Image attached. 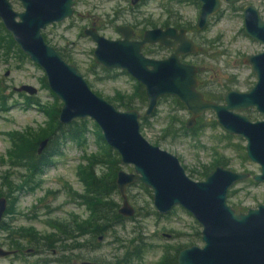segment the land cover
Returning <instances> with one entry per match:
<instances>
[{
    "label": "rangeland",
    "instance_id": "1",
    "mask_svg": "<svg viewBox=\"0 0 264 264\" xmlns=\"http://www.w3.org/2000/svg\"><path fill=\"white\" fill-rule=\"evenodd\" d=\"M10 2L15 11H23L18 0ZM245 2L232 6L222 2L221 9L210 19L208 26L203 31H197L195 23L200 10L197 2L140 0L138 4L131 5L130 0H78L71 17L47 26L42 34L50 45L68 55L71 64L79 69L94 92L109 99L116 92L130 96L136 82L120 69H114L111 78H104L101 66L94 62L95 43L83 34V29L93 25L106 38L116 39L120 37L115 30L117 24L137 23L136 31L141 34V29L152 28L149 24H143L145 20L155 26H163L167 18L183 22L187 25L188 36L200 46V53L182 56L181 60L197 65L201 91L210 95H224L230 89H250L256 78L241 59L244 55L264 49L261 42L251 39L243 30L242 8ZM252 4L264 16V3L253 1ZM3 35L4 32L0 30V36ZM167 55L169 51L162 48L155 49V53L148 56L164 58ZM7 71L9 73L5 76ZM43 77L41 68L29 58L18 57L14 52L4 56L0 49V96H4L0 97V159L3 160L0 161V193L5 196L12 191L7 199L8 203L10 198L14 201L13 211L4 215L5 227L0 228V247L10 251L0 255V264H64L60 261L61 256L65 258L68 255L71 264H80L84 259L117 262L126 247L133 244L142 247L140 256H131L128 263L122 264H160L161 258L168 250L172 251L174 245H203L201 235L198 237L196 234L197 229L201 228L193 216L180 206H175L167 214L157 213L153 207L152 191L147 193L141 183L126 188L128 202L135 210L134 215L125 217L121 224L112 225L98 248L83 247L68 251L63 250L59 242H53L50 248H35L28 240L20 238L18 232L22 229L32 228L46 235L56 232L51 222L88 215L86 207L77 204L70 193L82 190L78 174L80 167L87 166V159L100 149L92 120L87 118L89 129L85 140L80 144L69 140L63 142L61 154L51 158V163L41 173L30 178L27 168L10 162L8 151L12 142L8 132L24 131L27 127L37 128L47 122L38 104L35 101L28 104V94L17 92L14 87L23 84L35 87L37 92L32 97L48 107L54 102L55 95L48 86L43 85ZM136 109L141 114L142 135L150 143L174 154L191 179L204 180L200 175L203 167L216 166L215 162L220 158L226 162L224 167L233 171L259 173V165L244 158L245 139L227 134L216 123L212 110L202 114L203 126L195 134L185 136L181 125H185L189 113L177 107L170 97L161 98L153 114L144 123L141 118L145 105ZM246 113L252 120L262 118L256 111ZM119 166L126 172L133 170L131 165ZM101 168L104 167L99 166V171ZM9 182H12L14 190H8L6 185ZM112 197L120 207L122 198L119 192ZM227 203L237 212H245L249 207L264 203V182L254 183L247 179L236 183L228 191ZM17 237L19 239L15 240ZM133 238L137 239L132 241Z\"/></svg>",
    "mask_w": 264,
    "mask_h": 264
},
{
    "label": "water",
    "instance_id": "2",
    "mask_svg": "<svg viewBox=\"0 0 264 264\" xmlns=\"http://www.w3.org/2000/svg\"><path fill=\"white\" fill-rule=\"evenodd\" d=\"M18 1L23 7L21 12L13 9L10 0H0V22L20 50L41 68L48 88L61 101L59 122L68 124L74 119H91L99 127L105 143L118 153L120 164L133 168L132 172L117 171L115 184L122 198L118 213L123 217L134 215L126 188L141 183L152 191L157 213L167 214L180 206L201 228L203 245L190 244L180 248L177 264H264V203L248 208L244 213L235 212L227 203L230 188L249 178L250 173L217 165L204 180L191 179L174 154L150 143L142 135L138 109H117L94 92L79 69L65 61L45 41L42 30L71 17L78 0ZM138 1L131 0V3L134 5ZM196 1L200 4V12L195 27L202 30L220 9L221 0ZM224 1L234 3L239 0ZM243 10L244 32L264 44V20L251 5ZM115 30L120 34L116 39L106 38L95 26L84 28L83 34L95 43L96 64L105 69H120L143 86L146 106L142 116H150L163 96L175 97L183 104L190 115L185 121L186 128H192L205 111L212 110L216 123L227 134L245 139L247 158L260 167V172L251 177L256 182H264V51L242 58L243 64L255 74L254 85L247 91L230 89L218 103L205 98L198 89L197 66L180 59V56L199 50L185 28L152 27L145 29L140 39H136L135 29L130 25L117 24ZM146 44H158L172 52L162 59L153 58L144 54ZM14 90L28 95L37 92L28 84ZM248 108H255L262 119L251 121L242 113ZM47 143V138L38 142V154ZM7 205L8 199L0 195V224ZM9 252L0 247V255ZM80 264L106 263L84 259Z\"/></svg>",
    "mask_w": 264,
    "mask_h": 264
},
{
    "label": "trees",
    "instance_id": "3",
    "mask_svg": "<svg viewBox=\"0 0 264 264\" xmlns=\"http://www.w3.org/2000/svg\"><path fill=\"white\" fill-rule=\"evenodd\" d=\"M181 1L183 0H178V2ZM186 1H192L196 3V0ZM143 24H149L152 27H155V24L149 20H145ZM162 25H174L177 28H187L185 23L177 20L170 21L169 18H167L162 23ZM133 26L136 28L137 23H135ZM145 27L146 26H143V28ZM0 30L4 32L3 37L0 36V49L3 50L4 56H7L9 52H14L18 55V57L28 58L16 45L10 33L4 29L1 23ZM141 30L143 31V29ZM44 39L48 43L45 35ZM55 49L60 53L65 61L71 63L67 54L61 53L56 47ZM155 49L162 48L158 45L145 46L143 48V52L145 55H153V53H155ZM93 67L98 66L93 65ZM100 68L105 73L104 78H111L114 69H105L102 66ZM135 82V86L130 96L116 92L113 97H110L107 100L111 102L116 108H122L123 110L143 107L144 105L146 106L144 88L140 83L137 81ZM43 85L47 87L45 76L43 77ZM202 92L206 98L216 102L221 101L223 97L222 93L210 95L207 92ZM0 97L4 98L2 95ZM168 97L172 99L177 107L185 109L183 104L175 97L163 96L162 98ZM27 98V100H29L28 104L33 103V101H35L34 103L38 104L47 117V122L44 126H38L37 128L27 127L24 131L8 132L12 142L11 149L8 151V156L12 164L27 168L30 172V178H32L33 175L41 173L43 169L51 163V158L61 154L60 148L63 142L69 140L80 144L85 140V134L89 129V120L87 118L74 119L68 124H61L58 120V113L61 104L56 96L54 98V102L48 107L44 104H41L39 101L34 100L35 98L32 97V95H28ZM146 119L147 117L142 116V123H144ZM202 119V116H200L197 119L196 124L189 129L186 128L184 124H182L181 128L183 135L187 136L188 134H195L196 130L203 126ZM91 123L93 124L98 140L100 141V149L97 154H93L87 159V166L80 167L81 169L79 170L78 174L83 185L82 190L80 192L71 191L70 193V196H72L71 198H73L77 204L84 205L86 207L88 210V215L84 218H78L75 216L68 221L62 220L51 222V227L55 228L56 232L46 235L39 234L32 228L20 230L18 232L20 238H25L32 245H34L35 248L40 246L50 248L53 242H59L62 246V249L68 251L72 249L80 250L83 247H91L95 249L100 247L102 240L107 237V233L111 229L112 225L121 224L126 219L118 213L119 204L112 197V195L118 191L115 184V177L117 171L120 169L119 155L115 150L105 143L102 133L96 123L94 121H91ZM212 124H215V122H212ZM45 138L48 139V143L42 152L38 154L37 144L39 141ZM244 158H246L245 153ZM0 161L3 160L0 159ZM215 163L216 165L222 166H225L226 164L223 158L218 159ZM99 166H103L104 168H101L102 170L99 171ZM213 166L214 164L203 167L204 169L200 174L203 179H205ZM5 179L6 176L4 177V180ZM25 184L26 181L24 185ZM140 185L145 189V191H147V193H151L149 188L143 186L142 184ZM6 186L9 191L12 189L14 190L12 182L7 183ZM11 194L12 191L7 192L5 197H9ZM13 205L14 201H12L10 198L5 214L11 213L13 211ZM3 227H5L4 220H2L0 224V228ZM196 234L199 237L200 230L197 229ZM18 239L19 238L17 237L15 240ZM134 239L137 238H133L132 241ZM180 248H182V245L172 246L173 252L168 250L161 258L160 264H177V253ZM141 252L142 247L140 245L138 246L133 244L131 246H127L123 251V256L121 259H119L117 262L107 261L106 264L128 263L131 256L138 257L140 256ZM60 261L64 264H71L69 255L65 258L61 256Z\"/></svg>",
    "mask_w": 264,
    "mask_h": 264
},
{
    "label": "flooded vegetation",
    "instance_id": "4",
    "mask_svg": "<svg viewBox=\"0 0 264 264\" xmlns=\"http://www.w3.org/2000/svg\"><path fill=\"white\" fill-rule=\"evenodd\" d=\"M140 1V0H139ZM139 1H138V3H139ZM243 1H246L245 2V5L243 6V8H242V16H243V12H244V7L245 6H247V5H251V6H253L257 11H258V13H259V16H260V18L262 19V20H264V16H262L261 15V13H260V11L258 10V8H256L253 4H252V2L253 1H258V2H263L264 3V0H239V1H237V2H234V3H227V2H225L224 0H221V6H222V2H224V3H226V4H228L229 6H232V4H235V3H239V2H243ZM197 2V1H196ZM130 3H131V0H130ZM138 3H136V4H138ZM198 3V2H197ZM136 4H134V5H136ZM199 4V3H198ZM131 5H133L132 3H131ZM221 6H220V9H221ZM199 7H200V4H199ZM219 9V10H220ZM218 10V11H219ZM218 11L216 12V13H218ZM199 12H200V10H199ZM216 13L214 14V15H212L210 18H209V21H210V19L212 18V17H214L215 15H216ZM198 17V16H197ZM209 21H208V23H209ZM208 23H207V25H206V27L208 26ZM196 24V23H195ZM127 25H130V24H127ZM93 26V25H92ZM130 26H132L134 29H135V34H136V39H140L141 38V36H142V33H143V31L145 30H143L142 32H141V34H138L137 33V31H136V28L133 26V25H130ZM167 26H174V25H167ZM90 27V26H89ZM155 27H157V26H155ZM161 27H166V26H161ZM175 27V26H174ZM205 27V28H206ZM243 27H244V17H243ZM177 28V27H176ZM179 28H185L186 30H187V28L186 27H179ZM205 28H203L202 30H197L196 29V27H195V29L197 30V31H203ZM148 29V28H147ZM244 30V29H243ZM246 34V33H245ZM187 36H188V31H187ZM248 36V35H247ZM189 37V36H188ZM248 37H250V36H248ZM190 38V37H189ZM251 38V37H250ZM251 39H253V38H251ZM193 40V39H192ZM253 40H255V39H253ZM194 41V40H193ZM256 41H258V40H256ZM195 42V41H194ZM260 42V41H259ZM262 43V42H261ZM263 44V43H262ZM155 45H158V44H153V45H148V44H146L145 46H155ZM198 45V44H197ZM264 45V44H263ZM158 46H160L161 48H165L166 50H168L169 51V55H170V53L172 52V49H170V48H166V47H164V46H161V45H158ZM198 47H199V50H198V52L197 53H194V54H188V55H196V54H199L200 53V46L198 45ZM262 51H264V49L262 50ZM262 51H260V52H262ZM256 53H259V52H256ZM256 53H253V54H256ZM169 55H167V56H169ZM248 55H252V54H248ZM166 56V57H167ZM183 56H186V55H183ZM245 56V55H244ZM243 56V57H244ZM181 57L182 56H180V59H181ZM242 57V58H243ZM154 58V57H153ZM165 58V57H164ZM158 59H162V58H158ZM182 61V60H181ZM241 61H242V59H241ZM182 62H184V61H182ZM184 63H187V62H184ZM243 63V62H242ZM191 64H193V63H191ZM98 65V64H97ZM195 65V64H194ZM197 66V65H196ZM198 68V67H197ZM250 68V67H249ZM251 70V69H250ZM8 72V71H7ZM8 75V74H7ZM255 75V74H254ZM5 76H6V72H5ZM197 76H198V72H197ZM256 78V77H255ZM199 79V78H198ZM256 81V80H255ZM255 83V82H254ZM254 85V84H253ZM252 85V86H253ZM251 86V87H252ZM250 87V88H251ZM15 88V87H14ZM198 89L200 90V82H199V86H198ZM249 90V89H248ZM16 91V90H15ZM201 91V90H200ZM247 91V90H246ZM202 92V91H201ZM26 93V92H25ZM203 93V92H202ZM204 94V93H203ZM205 97V96H204ZM206 98V97H205ZM208 99V98H207ZM222 100H223V97H222ZM222 100L221 101H219L218 103H221L222 102ZM213 101V100H212ZM216 102V101H215ZM251 111H256L255 110V108H248L247 110H245V111H243L242 113H244V114H246L247 115V113L246 112H251ZM257 112V111H256ZM259 113V112H258ZM260 114V113H259ZM190 116V115H189ZM202 116V115H201ZM248 116V115H247ZM249 117V116H248ZM189 118V117H188ZM249 119L251 120V121H256V120H260V119H256V120H252L250 117H249ZM262 119V118H261ZM197 122V121H196ZM196 124V123H195ZM189 129V128H188ZM230 135V134H229ZM237 136V135H236ZM245 148V147H244ZM245 155H246V153H245ZM246 158H247V156H246ZM217 166V165H216ZM216 166H214V167H216ZM213 167V168H214ZM212 168V169H213ZM211 169V170H212ZM210 170V171H211ZM244 172H248V173H250V175L252 176V175H254V174H257V173H251V172H249V171H244ZM260 172V171H259ZM249 177V178H247V179H251V180H253L252 179V177ZM246 179V180H247ZM253 182L254 183H261V182H256V181H254L253 180ZM259 204V203H258ZM257 206V205H256ZM249 208H255V207H249ZM235 210V209H234ZM248 210V208L245 210V212ZM235 212H237V211H235ZM237 213H244V212H241V211H238Z\"/></svg>",
    "mask_w": 264,
    "mask_h": 264
}]
</instances>
